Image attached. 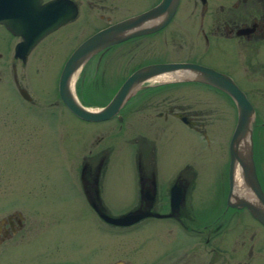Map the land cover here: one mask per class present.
<instances>
[{
  "label": "flooded vegetation",
  "instance_id": "obj_1",
  "mask_svg": "<svg viewBox=\"0 0 264 264\" xmlns=\"http://www.w3.org/2000/svg\"><path fill=\"white\" fill-rule=\"evenodd\" d=\"M160 1L0 0V16L11 19L15 26L12 31L0 22V98L13 90L16 97L33 105L17 71L36 49L45 52L47 46L60 44L59 51L72 52L86 37L143 13ZM158 20L149 19L144 25L151 27ZM22 35L28 36L27 42L34 35L40 37L19 55L18 51L25 48ZM163 63L212 68L229 76L244 93L252 106L254 172L264 194V0H178L163 26L109 44L84 63V89L92 87L102 97L107 94L97 108L109 102L134 71L145 68L144 75L107 119L86 121L73 115L59 97L57 80V96L65 109L77 120L97 126L99 132L86 152L78 156L75 175L69 176L71 190L81 198L79 205L95 213L94 203L109 215L112 206H119L121 213L117 215L148 213L127 225H114L97 216L107 240L124 237L130 245L111 251L104 248L101 257L107 261L95 256L94 264H264V226L246 207L229 203L228 146L237 113L233 99L189 72L146 69ZM3 67L8 71L4 85ZM225 104L230 107L228 111ZM228 112L231 124L217 125L221 129L216 135L215 119L219 116L218 121L226 122ZM178 126L199 137L196 150L203 142L210 154L212 144L223 159L212 171L211 185L201 180L206 175L204 165L190 159L179 163L172 160L170 133ZM106 136L110 141L104 143ZM6 141L0 134V143ZM26 141L31 144L29 135ZM118 142L126 147L131 175L118 184L122 191L113 189L118 194H111L120 198L113 204L106 193V175L114 167L111 157ZM234 181L235 191L243 192L237 186V166ZM24 226L19 209L0 216V252L22 240ZM154 235L157 242L152 245L149 238Z\"/></svg>",
  "mask_w": 264,
  "mask_h": 264
},
{
  "label": "rangeland",
  "instance_id": "obj_2",
  "mask_svg": "<svg viewBox=\"0 0 264 264\" xmlns=\"http://www.w3.org/2000/svg\"><path fill=\"white\" fill-rule=\"evenodd\" d=\"M60 48L59 44L58 47L47 46L45 52L36 49L28 57L26 65L18 67L17 74L32 97L33 105L24 103L13 90H7L4 92L7 96L0 98V134L7 140L0 143V216L19 209L26 231L21 241L0 252V264H94L95 256L100 257L98 260L101 262L107 261V257L102 258L104 248L111 251L121 245H130L129 239L124 237L107 240L108 236L101 233L104 225L97 215L80 206V196L71 190L69 176L75 175L73 167L78 156L86 152L99 132L92 123L72 116L58 99L57 80L64 61L71 53L69 49L59 51ZM84 63L76 71L72 91L82 105L94 109L105 102L107 94L102 97L94 93L92 87L84 89L85 79L81 75ZM5 69L3 67V85L8 76ZM223 107L227 111L230 108L227 104ZM228 116L230 112L225 113L226 122L218 121L219 116L215 119L213 130L217 129L216 135L221 129L218 126L231 124ZM175 128L170 133L172 160L179 163L190 159L204 165L206 175L201 180L211 185L214 182L212 171L222 164L223 159L211 148L212 144L210 154L201 141L196 150L199 137L183 126ZM28 135L31 144L26 141ZM106 139L110 141L106 136L104 143ZM125 148L120 142L116 143L111 157L114 167L106 175L112 179L111 183L108 179L106 193L113 204L120 198L111 193L122 191V185L118 184L131 175ZM112 207L111 215L121 213L119 206ZM149 240L155 245L156 235ZM147 245H150L149 241ZM170 248L168 245L167 249Z\"/></svg>",
  "mask_w": 264,
  "mask_h": 264
},
{
  "label": "water",
  "instance_id": "obj_3",
  "mask_svg": "<svg viewBox=\"0 0 264 264\" xmlns=\"http://www.w3.org/2000/svg\"><path fill=\"white\" fill-rule=\"evenodd\" d=\"M178 0H161L155 7L140 13L131 18L125 19L114 26L94 33L82 42L69 54L65 60L58 78V93L64 106L75 116L86 121L103 120L110 117L122 102L128 91L144 75L145 68L134 71L120 86L113 98L100 108H88L82 105L72 91L71 76L93 53L103 47L115 43L123 38L148 32L163 26L172 16ZM159 18L156 24L145 27L144 22ZM0 22L4 23L10 30L15 31V26L11 19L0 16ZM21 45L25 48L19 50V55L27 52L33 40H37L40 35H34L28 42L27 37ZM146 69H156L159 73L189 72L196 80H202L227 93L236 105V122L229 141V196L232 205L244 206L250 214L264 226V194L257 181L252 161L251 149V116L252 106L244 93L236 86L231 78L212 68L198 64L189 63H163L151 66ZM188 74V75H189ZM23 94V91H20ZM24 95V94H23ZM237 166L239 175V187L243 192L237 193L234 188V170ZM92 208L99 218L114 224L127 225L148 213L139 211H129L117 216H111L91 203Z\"/></svg>",
  "mask_w": 264,
  "mask_h": 264
},
{
  "label": "bare ground",
  "instance_id": "obj_4",
  "mask_svg": "<svg viewBox=\"0 0 264 264\" xmlns=\"http://www.w3.org/2000/svg\"><path fill=\"white\" fill-rule=\"evenodd\" d=\"M178 75H179V73H177ZM75 75H76V72L74 73V74H72V76H71V81H70V83H72V81L74 80V78H75ZM167 75H171V74H167ZM177 75V76H178ZM181 75V74H180ZM166 76V75H165ZM168 78V77H167ZM164 79H165V77H164ZM166 80V79H165ZM161 81V80H160ZM239 190L240 191H243V189H242V186L239 188ZM239 191V192H240ZM241 193V192H240Z\"/></svg>",
  "mask_w": 264,
  "mask_h": 264
}]
</instances>
